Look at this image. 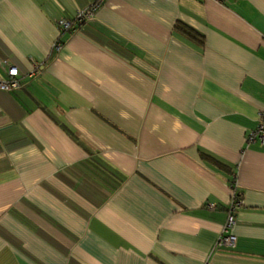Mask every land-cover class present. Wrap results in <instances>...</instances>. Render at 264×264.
Wrapping results in <instances>:
<instances>
[{
	"label": "crops",
	"instance_id": "obj_1",
	"mask_svg": "<svg viewBox=\"0 0 264 264\" xmlns=\"http://www.w3.org/2000/svg\"><path fill=\"white\" fill-rule=\"evenodd\" d=\"M95 1L0 0V264H264V0Z\"/></svg>",
	"mask_w": 264,
	"mask_h": 264
},
{
	"label": "built area",
	"instance_id": "obj_2",
	"mask_svg": "<svg viewBox=\"0 0 264 264\" xmlns=\"http://www.w3.org/2000/svg\"><path fill=\"white\" fill-rule=\"evenodd\" d=\"M102 0H97L92 2L85 8L79 9L76 14L71 17H59L56 19L55 23L58 28L59 33L66 31L74 32L87 20L94 16L95 10L100 5ZM222 2L223 0H216ZM59 41L54 42L53 47H58ZM38 65L26 72L21 74L17 66L13 64H8L5 69V76L0 78V89L12 90L19 88L21 86L23 75H32L35 73ZM247 145L252 143H259L264 145V107L258 111L257 114V124L256 126L249 130L244 138ZM243 199L242 194L238 190L236 183L231 184V194L229 201L226 204V218L222 226L220 234L217 236L214 242V248H232L236 244V235L233 232V227L236 224V214L237 210L242 206ZM207 207L211 210L215 209L216 205L214 203L207 204Z\"/></svg>",
	"mask_w": 264,
	"mask_h": 264
},
{
	"label": "trees",
	"instance_id": "obj_3",
	"mask_svg": "<svg viewBox=\"0 0 264 264\" xmlns=\"http://www.w3.org/2000/svg\"><path fill=\"white\" fill-rule=\"evenodd\" d=\"M176 28L181 30V31H184L187 34H190L191 36L200 35V34H198V32L196 30H194L193 28H191L187 25H184V24H176ZM200 156L204 159L213 160V161L218 163L217 159H215L213 156H211L210 154H208L204 151L200 152Z\"/></svg>",
	"mask_w": 264,
	"mask_h": 264
}]
</instances>
